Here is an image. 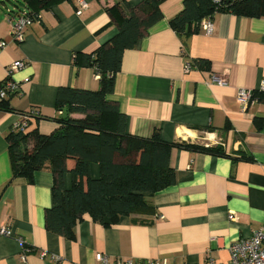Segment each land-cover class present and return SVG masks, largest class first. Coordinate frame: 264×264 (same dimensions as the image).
Wrapping results in <instances>:
<instances>
[{
  "label": "crops",
  "instance_id": "obj_1",
  "mask_svg": "<svg viewBox=\"0 0 264 264\" xmlns=\"http://www.w3.org/2000/svg\"><path fill=\"white\" fill-rule=\"evenodd\" d=\"M123 1L135 7L143 0H84L82 8L78 0H55L25 28L22 41L11 36L10 4L0 3V40L6 41L0 82L8 76L19 87L7 99L9 108L0 105V228L11 232L0 234V264H97L99 253L110 261L203 264L211 258L227 264L230 244L264 227V98L257 92L264 81V17L216 12L209 34L199 30L183 38L170 25L183 0L161 3L162 18L123 52L106 98L126 116L131 135L147 138L158 131L163 141L219 145L224 155L172 147L175 181L145 194L149 209L110 225L85 214L72 238L45 226L44 211L53 203L48 168L35 171L30 183L11 181L8 132L37 109L40 117L27 130L50 134L58 127L59 87L99 88L93 69L75 64L74 57L117 32L109 8L118 3L123 11ZM197 59L208 63L201 67ZM17 60L25 66L9 74ZM186 61H192L188 71ZM213 75L225 83L214 82ZM239 89L256 91L244 110L236 101ZM90 169L98 176L97 164ZM70 182L65 174V187ZM231 212L235 220H229Z\"/></svg>",
  "mask_w": 264,
  "mask_h": 264
},
{
  "label": "trees",
  "instance_id": "obj_2",
  "mask_svg": "<svg viewBox=\"0 0 264 264\" xmlns=\"http://www.w3.org/2000/svg\"><path fill=\"white\" fill-rule=\"evenodd\" d=\"M54 1L0 0V3H10L11 7L6 9L9 21L17 16L35 21L40 11ZM163 1L143 0L135 7L123 1L120 2L123 11L118 3L109 8L117 32L94 51L77 53L74 57L75 64L90 67L98 75L99 88L59 87L55 97L59 113L55 117L58 123L55 131L42 134L37 129L21 131L13 127L6 136L11 181L30 183L34 172L42 168L53 174V203L44 211L45 226L51 232L72 238L76 222L85 214L93 221L110 225L120 216L149 209L145 194L162 190L175 181L169 162L174 146L224 155L219 145L167 142L159 137L158 131L147 138L131 135L126 130V116L106 98L113 92L123 52L162 18ZM216 12L264 17V0H183L182 9L170 20V25L186 38L198 32L203 19ZM195 62L201 67L208 63L204 59ZM257 92L264 98V91L257 89ZM255 94L253 91V97ZM8 97L1 98L2 107L9 108ZM32 111H36L33 119L40 117L37 109ZM92 163L99 168L96 177L91 175ZM65 174L70 175L69 187H65Z\"/></svg>",
  "mask_w": 264,
  "mask_h": 264
},
{
  "label": "built area",
  "instance_id": "obj_3",
  "mask_svg": "<svg viewBox=\"0 0 264 264\" xmlns=\"http://www.w3.org/2000/svg\"><path fill=\"white\" fill-rule=\"evenodd\" d=\"M80 8L85 7L84 0H78ZM79 12V11H77ZM212 18L208 17L203 19L200 24V30L209 34L212 31ZM33 20L24 16H17L15 20L9 21L11 24V36L15 41H22L24 39L25 28L31 24ZM6 46L5 40H0V49ZM25 66L23 61H14L8 69V73L19 70ZM191 68V62L186 61L184 63L185 71ZM98 76V75H97ZM212 80L218 84H224L225 79L216 75L212 76ZM260 91H264V81L261 82L259 88ZM253 91L250 89H239L236 95V101L242 110L247 108L249 102L253 99ZM19 92L18 83L12 80L10 77L0 83V98H6L11 94H17ZM36 112V111H35ZM30 112L23 115L22 121L17 123L14 128H18L21 131H27L31 120H33V114ZM229 220H235V214L229 213ZM0 234L10 235L11 232L6 227L0 228ZM41 255H45L41 252ZM24 259V255H22ZM97 264H167L163 260L148 259L139 261L135 259H116L110 261L106 255L101 253L96 255ZM203 264H216L211 258H207ZM227 264H264V227H260L253 231L250 237L240 238L229 246V261Z\"/></svg>",
  "mask_w": 264,
  "mask_h": 264
},
{
  "label": "rangeland",
  "instance_id": "obj_4",
  "mask_svg": "<svg viewBox=\"0 0 264 264\" xmlns=\"http://www.w3.org/2000/svg\"><path fill=\"white\" fill-rule=\"evenodd\" d=\"M7 4H10L9 2H7ZM11 6V5H10Z\"/></svg>",
  "mask_w": 264,
  "mask_h": 264
}]
</instances>
